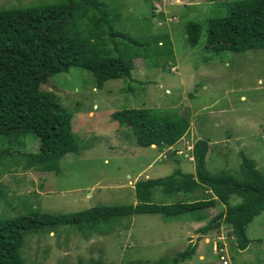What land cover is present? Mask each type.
Listing matches in <instances>:
<instances>
[{"label": "rangeland", "instance_id": "obj_1", "mask_svg": "<svg viewBox=\"0 0 264 264\" xmlns=\"http://www.w3.org/2000/svg\"><path fill=\"white\" fill-rule=\"evenodd\" d=\"M52 0H0V7ZM229 0H113L121 13L120 30L166 32L173 56L163 67L133 59L129 77L106 80L93 87L91 74L78 67L47 77V89L72 112L71 130L80 149L65 153L57 171H36L0 166V218L28 210L68 213L99 204L135 203L133 184L138 179L170 174L175 169L193 172V142L206 139L205 167L212 173L225 169L238 174L240 152L253 158L264 173V48L213 51L203 44L207 18L225 14ZM188 21L200 24L196 45L185 41ZM124 107H150L177 114L185 132L168 147L136 146L129 129L109 117ZM26 151L37 149L32 133L24 137ZM4 139L0 136V146ZM5 166L9 160H4ZM5 169V167H3ZM196 189L190 198L207 196ZM184 199L154 191L153 201ZM238 201L231 196L229 203ZM223 205L176 217L137 213L121 217L108 232L87 234L72 225L35 230L23 236L20 255L26 264H264V211L246 226L250 242L236 248L230 226L201 233L197 229ZM196 243L190 257H179ZM221 249V250H220Z\"/></svg>", "mask_w": 264, "mask_h": 264}, {"label": "trees", "instance_id": "obj_2", "mask_svg": "<svg viewBox=\"0 0 264 264\" xmlns=\"http://www.w3.org/2000/svg\"><path fill=\"white\" fill-rule=\"evenodd\" d=\"M225 14L206 20L203 44L213 51H244L264 48V0H229ZM121 13L113 0H52L0 7V166L20 170L57 171L60 158L77 152L80 146L71 130L72 112L40 84L57 72L78 67L92 76L93 87L106 80L129 77L133 59L145 65L163 67L173 51L166 32L120 30ZM200 24L188 21L185 41L197 44ZM109 117L131 132L136 146L168 147L186 130L177 114L150 107H124ZM32 133L35 151L24 150V137ZM206 139H196L191 148L193 172L178 168L170 174L138 179L133 184L135 203L99 204L68 213L28 210L25 214L0 218V264H26L20 255L23 236L35 230L72 225L82 233L108 232L121 217L137 213H158L176 217L213 206L223 209L197 231L206 233L220 223L230 226L238 249L250 239L246 226L264 211V173L253 158L240 152L238 174L222 169L212 173L205 167ZM9 164L5 166L4 160ZM1 169V168H0ZM196 189L207 196L190 198ZM184 199L168 203L153 201L154 191ZM3 194L0 185V197ZM231 196L236 203H229ZM189 245V244H188ZM186 246L179 257H190L196 243ZM184 257V258H183ZM166 263V260H162Z\"/></svg>", "mask_w": 264, "mask_h": 264}, {"label": "built area", "instance_id": "obj_3", "mask_svg": "<svg viewBox=\"0 0 264 264\" xmlns=\"http://www.w3.org/2000/svg\"><path fill=\"white\" fill-rule=\"evenodd\" d=\"M219 258H220L219 264H228V261L222 255H219Z\"/></svg>", "mask_w": 264, "mask_h": 264}, {"label": "clouds", "instance_id": "obj_4", "mask_svg": "<svg viewBox=\"0 0 264 264\" xmlns=\"http://www.w3.org/2000/svg\"><path fill=\"white\" fill-rule=\"evenodd\" d=\"M232 237V236H231ZM229 263V262H228ZM218 264H219V262H218Z\"/></svg>", "mask_w": 264, "mask_h": 264}, {"label": "crops", "instance_id": "obj_5", "mask_svg": "<svg viewBox=\"0 0 264 264\" xmlns=\"http://www.w3.org/2000/svg\"><path fill=\"white\" fill-rule=\"evenodd\" d=\"M246 248V247H245Z\"/></svg>", "mask_w": 264, "mask_h": 264}]
</instances>
